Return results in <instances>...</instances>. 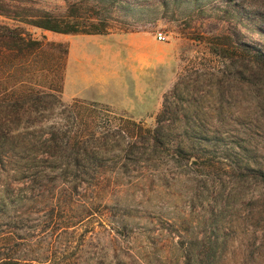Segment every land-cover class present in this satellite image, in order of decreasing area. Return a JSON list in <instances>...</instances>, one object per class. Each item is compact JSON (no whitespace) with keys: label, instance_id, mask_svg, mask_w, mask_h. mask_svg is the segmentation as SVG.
<instances>
[{"label":"trees","instance_id":"1","mask_svg":"<svg viewBox=\"0 0 264 264\" xmlns=\"http://www.w3.org/2000/svg\"><path fill=\"white\" fill-rule=\"evenodd\" d=\"M61 1L58 8L40 0H0V15L12 20L0 22V264H264V44L235 28L214 33L218 41L211 42L221 46L212 51L225 63L179 75L162 95L151 128L122 118L97 131L79 113L94 103L76 100L68 126L48 121L61 118L54 109L63 106L67 45L35 36L24 25L106 33L108 22L95 5L82 12V0ZM245 1L260 18L264 0ZM261 26L256 24L262 32ZM204 91L217 124L229 118V103L239 101L246 113H228L241 128L229 133L205 127ZM170 126L179 132L170 134ZM106 137H126L127 148L106 147ZM159 149L177 173L186 166L210 177V204L203 207L194 194L190 212L168 221L172 233L156 234L163 249L151 263L147 245L131 244L128 224L107 211L117 203L102 202L101 192L110 172L144 173ZM110 153L122 161L114 169L103 162ZM142 156L149 165L137 163ZM221 173L230 182L226 191Z\"/></svg>","mask_w":264,"mask_h":264},{"label":"rangeland","instance_id":"2","mask_svg":"<svg viewBox=\"0 0 264 264\" xmlns=\"http://www.w3.org/2000/svg\"><path fill=\"white\" fill-rule=\"evenodd\" d=\"M40 1L45 7L63 6L61 0ZM245 3H247L245 0H82L80 8L82 12H87L92 4L95 5L94 9L107 19L108 32L106 33H143L147 37L149 64L146 73L139 76L134 67L132 53L134 51L112 48L105 59L97 48L85 52L77 48L75 55L81 61L82 69H87L90 65L95 72L106 68L114 73L110 76L108 101L93 98L94 93L89 90L85 97L65 98L62 93V77L59 98L63 106H56L57 108L54 109V112L61 111V118L50 117L48 121L62 122L68 126L72 124L76 100L77 103L78 101L94 103L92 108H81L79 113L81 120L83 122L91 120L92 127L97 131L108 127L113 128L122 118L137 121L143 127H153L155 116L161 108L162 95L179 75L193 76L192 68L196 67L204 71L207 67L225 63V59L212 51L213 45L221 46L211 42L214 40L212 37L214 33L235 28L250 40L264 44V7L258 8L262 11L259 18L253 15V11ZM0 22L12 23V20L0 15ZM256 24L262 25V32L256 28ZM24 26L35 36L44 35L47 40L65 43L67 52L69 42L81 34L59 33L29 25ZM159 33L163 36L162 39H157ZM219 41L223 42L224 38L221 37ZM157 59L160 60L155 61ZM66 60L67 54L63 76ZM203 94L205 99L202 100L203 107L200 111H202L205 127L227 130L226 132L229 133L241 128L228 113L229 111L235 115L246 113L239 101L235 99L229 103L228 108H225V116L228 115L229 118H225L222 124H217L213 118L212 104L208 102L209 93L204 91ZM169 131L170 134L178 133L179 128L170 126ZM252 138L254 139L253 136ZM106 139L107 141H104L106 147L112 145V147L127 148L126 137L119 138L117 141L110 137ZM250 143L252 139L245 141L243 145L246 149H250ZM217 145L222 144L220 142ZM158 153H160L159 157H156L153 166L150 165L144 173L142 169L125 172V174L110 172L108 182L103 181V187L106 190L103 189L101 192L102 202L107 205L117 203L115 207H108L107 211L112 217H117L119 214V217L121 216L128 224V235L132 236L131 244L147 245L144 251L148 253L151 263H155V257L162 253L163 249L158 248L161 243L154 241L156 234L162 231L163 237L172 233L168 221L177 220L190 212L193 205L197 204L194 194L199 193V201L203 207L210 204L207 201V198H210V177L190 172L186 166L182 167L184 170L177 173V168H169V155L164 154L162 149H159ZM228 153L232 151L229 150ZM123 161L128 162L125 159ZM103 162L110 169H114L122 161L115 153H110ZM137 163L149 165L145 156L138 158ZM151 167H154L155 171L150 170ZM157 173H164L163 179L155 175ZM220 179H223L226 191V187L230 184L227 173H221ZM171 236L172 241L177 239L175 235ZM146 237H149V241H146Z\"/></svg>","mask_w":264,"mask_h":264},{"label":"crops","instance_id":"3","mask_svg":"<svg viewBox=\"0 0 264 264\" xmlns=\"http://www.w3.org/2000/svg\"><path fill=\"white\" fill-rule=\"evenodd\" d=\"M77 48H80L83 52L97 48L105 59L112 48H119L128 52L134 51L132 52L134 67L139 76L146 73L149 64L147 37L141 32L81 33L68 44L62 84V93L65 98L85 97L86 92L89 90L94 93L93 98L108 101V89L111 85L110 76L114 73L106 68L95 72L90 65L87 66V69H82L81 61L75 55ZM158 60L160 59L155 61Z\"/></svg>","mask_w":264,"mask_h":264},{"label":"built area","instance_id":"4","mask_svg":"<svg viewBox=\"0 0 264 264\" xmlns=\"http://www.w3.org/2000/svg\"><path fill=\"white\" fill-rule=\"evenodd\" d=\"M163 38V36L159 33V34H157V39H162Z\"/></svg>","mask_w":264,"mask_h":264}]
</instances>
